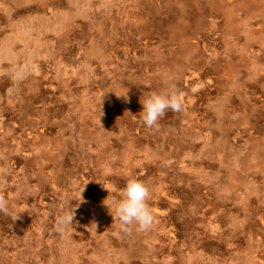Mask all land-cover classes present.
<instances>
[{"label": "rangeland", "instance_id": "374dc122", "mask_svg": "<svg viewBox=\"0 0 264 264\" xmlns=\"http://www.w3.org/2000/svg\"><path fill=\"white\" fill-rule=\"evenodd\" d=\"M0 199V264H264V0H0Z\"/></svg>", "mask_w": 264, "mask_h": 264}, {"label": "clouds", "instance_id": "9594fccd", "mask_svg": "<svg viewBox=\"0 0 264 264\" xmlns=\"http://www.w3.org/2000/svg\"><path fill=\"white\" fill-rule=\"evenodd\" d=\"M117 96L127 98L125 94ZM141 104L140 119L149 129L159 130V121L167 111L181 112L183 110L182 101L172 88L165 92H152L141 98ZM118 195L117 200L108 202L106 198L103 202L116 221L114 234H131L133 230L138 233L150 231L154 227V217L148 204L152 196L148 185L129 179ZM0 211L8 212L7 202L3 199H0Z\"/></svg>", "mask_w": 264, "mask_h": 264}, {"label": "bare ground", "instance_id": "6f19581e", "mask_svg": "<svg viewBox=\"0 0 264 264\" xmlns=\"http://www.w3.org/2000/svg\"><path fill=\"white\" fill-rule=\"evenodd\" d=\"M211 2L213 3V4H217V0H211ZM11 3V2H10ZM36 5V4H35ZM31 6V5H30ZM200 7V6H199ZM36 8V7H35ZM30 9V8H29ZM19 10V9H18ZM20 12V11H19ZM95 12V11H94ZM221 16V15H220ZM219 18V17H218ZM144 19V18H143ZM182 30V29H181ZM239 40V39H238ZM239 41H241V40H239ZM214 49V48H213ZM165 50V49H164ZM137 52V51H136ZM196 70V69H195ZM215 73V72H214ZM8 81H9V79H8ZM10 82V81H9ZM211 93V92H210ZM259 93V92H258ZM64 105V104H63ZM187 105V104H186ZM189 107V106H188ZM168 116V115H167ZM8 120V119H7ZM165 120V119H164ZM21 126V125H20ZM133 130V129H132ZM222 134L224 135L225 134V130H223V132H222ZM214 137V136H213ZM238 141V140H237ZM127 155V154H126ZM127 157H129V159H132L134 156H133V154L131 153L130 155H127ZM11 159V158H10ZM15 159V158H14ZM16 160V159H15ZM27 162V161H26ZM9 169V168H8ZM31 178V177H30ZM33 179V178H32ZM87 179V178H86ZM117 179V178H116ZM125 181V180H124ZM125 183V182H124ZM208 194V193H207ZM20 203V202H19ZM82 211V210H81ZM14 223V222H13ZM10 231V230H9ZM136 241V237H133L132 238V243L130 244V250H129V252H131V253H136V250H138L139 249V240L137 239V241ZM131 242V241H130ZM214 244V243H213ZM237 245V244H236Z\"/></svg>", "mask_w": 264, "mask_h": 264}]
</instances>
